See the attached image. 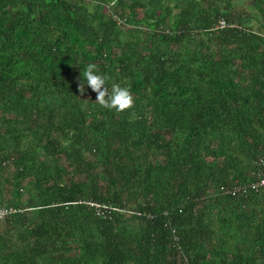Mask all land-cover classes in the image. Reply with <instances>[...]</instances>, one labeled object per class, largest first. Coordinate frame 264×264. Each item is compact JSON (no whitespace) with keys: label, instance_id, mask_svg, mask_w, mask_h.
Masks as SVG:
<instances>
[{"label":"trees","instance_id":"16d2710c","mask_svg":"<svg viewBox=\"0 0 264 264\" xmlns=\"http://www.w3.org/2000/svg\"><path fill=\"white\" fill-rule=\"evenodd\" d=\"M110 5L0 0V264H264V0Z\"/></svg>","mask_w":264,"mask_h":264},{"label":"clouds","instance_id":"9594fccd","mask_svg":"<svg viewBox=\"0 0 264 264\" xmlns=\"http://www.w3.org/2000/svg\"><path fill=\"white\" fill-rule=\"evenodd\" d=\"M117 0H111L110 6H115ZM109 77L100 73L95 63H89L83 70V80L78 84L81 94L87 86L96 93L95 102L102 108L124 112L134 107V97L128 87L113 83L111 90L107 87Z\"/></svg>","mask_w":264,"mask_h":264},{"label":"built area","instance_id":"2783aa9c","mask_svg":"<svg viewBox=\"0 0 264 264\" xmlns=\"http://www.w3.org/2000/svg\"><path fill=\"white\" fill-rule=\"evenodd\" d=\"M225 24L226 23L223 19H219V21L215 25V28L216 27H223V26H225ZM258 175H260L259 172L257 173V176ZM249 187L251 189H258L259 187H264V177L258 176L257 179H255L254 181H252L249 184ZM222 189H224V188H222ZM224 190L227 193L234 194L238 190H244V189H243V187H240V186H232V187L226 188ZM89 204L92 205L93 207H95L97 212H100V213H103L104 208H107V206L104 204H98L95 202H89ZM15 211H16L15 208H13L11 206L0 207V220L5 219L6 217H8L10 214L14 213Z\"/></svg>","mask_w":264,"mask_h":264}]
</instances>
